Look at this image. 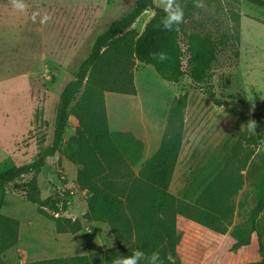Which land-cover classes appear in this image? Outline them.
<instances>
[{
  "label": "rangeland",
  "instance_id": "374dc122",
  "mask_svg": "<svg viewBox=\"0 0 264 264\" xmlns=\"http://www.w3.org/2000/svg\"><path fill=\"white\" fill-rule=\"evenodd\" d=\"M21 2L23 9L16 8L14 0H0V36L17 39L14 45L0 41V66L12 63L15 72H39L45 77V99L43 102L39 98L35 104L27 144L30 147L24 160L27 163L51 144L55 108L63 86L90 54L96 38L111 22L130 11L136 0ZM166 2L154 0L162 8ZM176 2L184 10L187 31L209 36L217 44L218 60L209 84L196 85L187 76L177 84L169 83L152 66L137 62L136 93L107 92L105 98L110 132L114 136L129 135L143 143L141 158L136 157L135 143L124 154L130 170L137 175L160 147L174 101L180 95L188 96L183 144L168 191L177 200L193 204L207 184L229 171L226 160L244 131L242 117L264 113V7L247 0H202L201 8L195 7L194 0ZM194 13H199L198 18ZM153 15L154 11L147 10L134 28L142 33ZM23 20L27 21L22 23ZM18 22L23 24L19 28ZM4 43L9 45L7 53ZM42 44L44 51H40ZM180 44L186 66V36L181 35ZM23 103L27 114L20 128L32 118V105H26L25 100ZM8 108L1 106L0 116ZM77 125L78 121L71 117L64 141L74 134ZM17 149L20 147L14 146L15 159L20 154ZM236 167L234 173L242 186L234 196L235 212L227 230L219 233L179 216V239L175 249L165 243V264H264V210L256 221L251 220L264 172L260 152L255 149L244 166ZM77 169L59 152L47 158L40 171L19 178L0 192V215L12 219L7 225L0 221V264H53V260H59L55 264L105 263L104 254L118 246L117 239L109 222L84 219L89 194L77 185ZM32 177L37 178L45 197L61 194L66 208L60 214L48 208L42 211L14 189V183ZM58 216L80 220L82 230L58 233L54 220ZM87 256L88 260L81 263L72 259Z\"/></svg>",
  "mask_w": 264,
  "mask_h": 264
},
{
  "label": "trees",
  "instance_id": "16d2710c",
  "mask_svg": "<svg viewBox=\"0 0 264 264\" xmlns=\"http://www.w3.org/2000/svg\"><path fill=\"white\" fill-rule=\"evenodd\" d=\"M247 1L264 7V0ZM147 10L154 11V15L139 33L133 25ZM164 15V8L157 7L154 0H136L130 11L111 22L96 38L90 54L59 93L51 144L38 153L34 163L0 172V192H4L8 184L40 171L47 158L59 152L77 165V185L89 194L84 219L109 222L117 239L118 246L104 254V264H112L114 259L130 255L136 248L145 252V258L139 264H149L148 257L154 251L165 264L163 249L166 245L175 249L179 239V216L216 232H225L235 212L234 196L242 186L241 179L234 173L236 164L244 166L255 149L260 152L264 164V143H261L264 140V113L244 116V131L226 160L229 171L207 184L193 204L173 197L168 189L184 138L188 96L183 94L170 108L166 134L158 150L144 162L137 175L130 170L124 158L125 151L135 143L134 151L139 159L143 143L132 136L122 133L114 136L110 132L105 94H135L137 62L152 66L157 75L169 83L177 84L187 76L196 85H206L212 79L213 67L218 60L217 44L209 36L189 33L184 21L178 28L165 30L161 24ZM181 35L186 36L188 44L186 66ZM159 52H165L167 59L160 61L155 55ZM71 117L78 125L74 134L64 141ZM249 121L256 122L255 135L247 130ZM13 186L42 211L48 208L52 213L60 214L66 208L60 193L44 196L36 177ZM263 210L264 172L251 220L256 221ZM11 220L0 215V221L6 225ZM54 220L58 233L75 234L83 227L78 219L58 216ZM12 238L16 239L15 233ZM88 258L72 259L81 263ZM56 262L59 260H53V264Z\"/></svg>",
  "mask_w": 264,
  "mask_h": 264
},
{
  "label": "crops",
  "instance_id": "0c3cea01",
  "mask_svg": "<svg viewBox=\"0 0 264 264\" xmlns=\"http://www.w3.org/2000/svg\"><path fill=\"white\" fill-rule=\"evenodd\" d=\"M26 21L23 20L22 23ZM22 23L18 22L17 28ZM20 32L19 29V35ZM0 41L14 45L17 39L11 40L6 36H0ZM8 43H4L6 53ZM44 50L45 45L42 44L40 51ZM45 91V77L39 72H15L12 63L0 66V107H10L3 111L4 116H0V172L13 166H20L17 165L19 161L26 164L24 160L30 147L28 139L32 129L35 104L39 102V98L44 102ZM24 100L26 105H32V118L26 119V126L20 128L19 124L24 122V114H27L22 106ZM14 146L20 147L17 149L20 154L16 159L14 158Z\"/></svg>",
  "mask_w": 264,
  "mask_h": 264
},
{
  "label": "clouds",
  "instance_id": "9594fccd",
  "mask_svg": "<svg viewBox=\"0 0 264 264\" xmlns=\"http://www.w3.org/2000/svg\"><path fill=\"white\" fill-rule=\"evenodd\" d=\"M194 5L196 8L203 7L202 0H194ZM14 6L18 9H23L25 7L21 0H14ZM165 15L161 18V24L165 30H173L178 28L179 25L184 21V10L180 3L176 0H167L164 5ZM194 18H198L199 13H194ZM35 14H33V19ZM48 17L45 16L44 20ZM160 61L167 59V54L165 52H159L155 54ZM257 125L255 121H249L247 123V130L249 134L255 135ZM264 143V140L261 141ZM145 258V252L139 248L133 249L130 255L117 257L112 261V264H139V262ZM149 264H162L158 252H153L150 257H148Z\"/></svg>",
  "mask_w": 264,
  "mask_h": 264
},
{
  "label": "water",
  "instance_id": "95a60500",
  "mask_svg": "<svg viewBox=\"0 0 264 264\" xmlns=\"http://www.w3.org/2000/svg\"><path fill=\"white\" fill-rule=\"evenodd\" d=\"M34 162H35V159H33V160L27 162L26 165H30V164H32V163H34Z\"/></svg>",
  "mask_w": 264,
  "mask_h": 264
}]
</instances>
